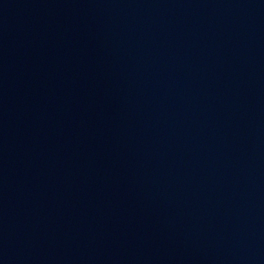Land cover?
<instances>
[{"label":"water","instance_id":"1","mask_svg":"<svg viewBox=\"0 0 264 264\" xmlns=\"http://www.w3.org/2000/svg\"><path fill=\"white\" fill-rule=\"evenodd\" d=\"M0 264H264V0H0Z\"/></svg>","mask_w":264,"mask_h":264}]
</instances>
